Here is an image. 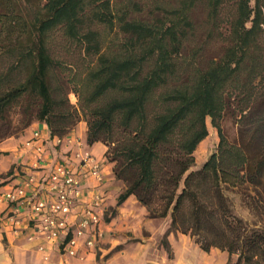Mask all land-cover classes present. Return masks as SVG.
<instances>
[{"label": "trees", "instance_id": "obj_1", "mask_svg": "<svg viewBox=\"0 0 264 264\" xmlns=\"http://www.w3.org/2000/svg\"><path fill=\"white\" fill-rule=\"evenodd\" d=\"M216 43L221 53L207 56ZM263 83L264 0H0V117L20 105L25 125L36 119L51 138L83 119L87 144L106 146L125 186L117 206L134 196L236 264H264V226L231 198L252 187L257 197L241 202L264 213ZM229 99L245 143L222 133ZM207 119L218 147L193 169Z\"/></svg>", "mask_w": 264, "mask_h": 264}, {"label": "crops", "instance_id": "obj_2", "mask_svg": "<svg viewBox=\"0 0 264 264\" xmlns=\"http://www.w3.org/2000/svg\"><path fill=\"white\" fill-rule=\"evenodd\" d=\"M86 129L81 121L58 142L56 137L51 138L44 123L36 122L18 136L0 141V194L18 188L29 176L35 181L27 189V197L16 203L15 213L0 199V264H231L232 257L227 252L218 248L204 252L190 237L171 229L170 224H149L145 228L132 225L136 211L146 208L134 196L117 206L124 186L115 179L105 158L106 146L100 142L87 144ZM35 132L39 138H33ZM28 141L30 146H26ZM86 153L103 166L101 183L82 173L81 160ZM38 156L41 163L33 168ZM56 163L68 165L78 177L82 201L93 202L95 195L101 197L102 238L90 249L79 247L82 259L78 255L66 256L65 235L58 233L47 238L37 230L31 217V204L37 198H55V194L48 195L45 189ZM109 208L117 211L110 220L106 216ZM11 216L17 222L11 221Z\"/></svg>", "mask_w": 264, "mask_h": 264}, {"label": "built area", "instance_id": "obj_3", "mask_svg": "<svg viewBox=\"0 0 264 264\" xmlns=\"http://www.w3.org/2000/svg\"><path fill=\"white\" fill-rule=\"evenodd\" d=\"M33 138H39V133L35 132ZM61 138H57L60 142ZM31 141L26 143L30 146ZM37 152H40L39 147ZM41 163V157L38 156L33 163V168H37ZM83 174L92 177L97 183L102 182L101 164L91 154H84L82 160ZM34 177L29 176L18 188L7 190L0 194V199L7 207H10L11 213L16 212V203L22 202L27 197V189L34 183ZM46 192L55 194V198L39 197L31 204V217L36 222L39 232H42L47 238H52L58 233L65 235L63 242V253L66 256L82 259L83 256L78 253L79 247L86 249L94 247L102 238V232L99 228L102 220V209L100 208L101 197L94 196L93 202H85L81 199L80 180L72 170L63 163H56L53 166L47 180ZM11 221L16 217L11 216ZM73 232L71 233L70 230Z\"/></svg>", "mask_w": 264, "mask_h": 264}, {"label": "rangeland", "instance_id": "obj_4", "mask_svg": "<svg viewBox=\"0 0 264 264\" xmlns=\"http://www.w3.org/2000/svg\"><path fill=\"white\" fill-rule=\"evenodd\" d=\"M221 50L222 48L220 44L218 43L213 44L209 48L208 50L209 54H207V56L209 55V56L217 57L221 53ZM67 59H69V57H67ZM67 84H68L66 85L67 88L69 89L72 88L71 84L69 83ZM258 91L261 93L264 92V83L258 86ZM68 97L70 99L71 104L77 105V98L72 92L69 93ZM237 103H238L237 99L228 100L227 107L222 115V119H221L222 121H220V126H221V130H222L224 137L232 144H241L243 142L245 143L248 140V137H246L242 131L243 128L241 127L239 107ZM26 120L27 119L25 115L23 114V107L22 106L20 107V105L13 106L12 108L8 110V112L6 111L0 117V141L10 136H18L19 134L24 132L25 129H27L31 124L39 122L36 119H33L31 120L29 125L26 126L25 125V123H27ZM81 121L85 123L83 119H80L76 123V125ZM206 124L208 128V135L203 141L199 143L195 151V154H194L195 164H194L193 169H199L209 159L210 155L216 152L217 147H218L219 138H218L216 129L211 125L209 119L206 120ZM86 128H87V125H86ZM86 132H87V129H86ZM254 149H256V145H252L251 150H254ZM110 165L112 168V164ZM262 181L264 183V174L262 176ZM121 184H123V182ZM124 189H125V186H124ZM246 194H251V196L257 197L252 187H247V189H245V192H242V193L239 192L236 195H231V198L233 200L234 212L239 217L243 218L244 220L249 221L250 224H257V226H260V225L264 226V213H261V217H260L256 214L255 211L249 212L243 206L241 200L243 198V195H246ZM116 212L117 211L115 208H109L108 211L106 212L107 218L110 220L111 218L115 216ZM136 212H137V215L134 218H132L133 220L132 225L142 226L145 228L149 224H154L157 226L160 224H164V225L170 224V221H169L170 218H165V219L150 218L148 211L145 210L143 207H141V209H139ZM231 257H232L231 264H236L237 255L233 254Z\"/></svg>", "mask_w": 264, "mask_h": 264}]
</instances>
